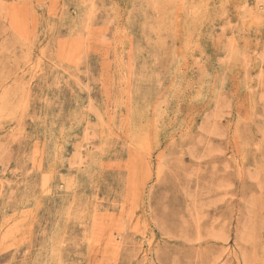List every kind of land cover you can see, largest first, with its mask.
Listing matches in <instances>:
<instances>
[{
    "label": "rangeland",
    "instance_id": "rangeland-1",
    "mask_svg": "<svg viewBox=\"0 0 264 264\" xmlns=\"http://www.w3.org/2000/svg\"><path fill=\"white\" fill-rule=\"evenodd\" d=\"M0 264H264V0H0Z\"/></svg>",
    "mask_w": 264,
    "mask_h": 264
},
{
    "label": "bare ground",
    "instance_id": "bare-ground-1",
    "mask_svg": "<svg viewBox=\"0 0 264 264\" xmlns=\"http://www.w3.org/2000/svg\"><path fill=\"white\" fill-rule=\"evenodd\" d=\"M127 128V127H126Z\"/></svg>",
    "mask_w": 264,
    "mask_h": 264
}]
</instances>
